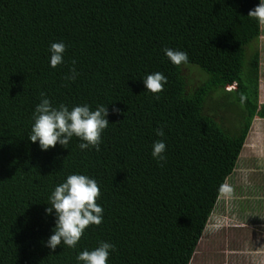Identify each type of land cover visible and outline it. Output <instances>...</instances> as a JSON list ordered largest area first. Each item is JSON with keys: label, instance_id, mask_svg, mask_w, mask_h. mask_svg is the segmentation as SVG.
Segmentation results:
<instances>
[{"label": "trees", "instance_id": "1", "mask_svg": "<svg viewBox=\"0 0 264 264\" xmlns=\"http://www.w3.org/2000/svg\"><path fill=\"white\" fill-rule=\"evenodd\" d=\"M259 2L0 0V264H83L77 255L101 242L115 245L107 264H190L253 119H264L261 21L248 15ZM53 42L66 45L55 68ZM165 48L188 63L174 65ZM190 65L207 74L194 88ZM154 72L167 77L156 94L143 82ZM41 92L53 107L105 105L100 150H81L75 136L67 148L31 142ZM225 104L237 114L231 128ZM157 140L163 161L151 155ZM70 174L96 180L103 220L75 248L52 250L55 210H44Z\"/></svg>", "mask_w": 264, "mask_h": 264}, {"label": "clouds", "instance_id": "2", "mask_svg": "<svg viewBox=\"0 0 264 264\" xmlns=\"http://www.w3.org/2000/svg\"><path fill=\"white\" fill-rule=\"evenodd\" d=\"M248 15L264 21V0ZM66 45L62 42H53L50 45V66L55 68L63 62V54ZM165 55L176 66L188 63V54L185 51L171 48L164 49ZM75 63V61H73ZM70 75L64 77L65 80H75L78 73L72 68ZM146 90L156 94L164 89L167 77L161 72H154L146 75L143 79ZM41 102L36 105L33 112L34 123L28 139L35 143L38 141L42 150L55 147L57 144L67 148L73 136L79 138L81 150L90 146L97 151L100 150L101 134L108 127L109 121L106 119L108 109L105 105H99L95 110L85 104L73 106L71 110L60 104L53 107L49 99L41 92ZM159 98L158 96L156 97ZM244 97H241L243 103ZM119 111V109H113ZM157 136H164L163 127L155 130ZM166 145L163 140H157L153 144L151 155L159 161L165 160L163 155ZM100 197V188L95 179L83 174H70L65 182L60 183L49 197V207L45 208L46 214H51L55 210V227L50 235L46 246L52 250L61 243L69 248H75L81 239L84 231L90 225H99L103 220V208L97 204ZM109 250H115V245L108 242H101L93 250L81 251L76 259L83 264H107Z\"/></svg>", "mask_w": 264, "mask_h": 264}, {"label": "rangeland", "instance_id": "3", "mask_svg": "<svg viewBox=\"0 0 264 264\" xmlns=\"http://www.w3.org/2000/svg\"><path fill=\"white\" fill-rule=\"evenodd\" d=\"M262 24L263 32L259 43H257V50L260 52L258 100L260 105L264 103V21ZM190 66L192 67L183 68V76L188 85L194 88L207 79V74L197 66ZM213 97L215 98L214 101L217 102L218 94L214 93ZM230 106L232 105L225 104L224 107H227L228 110L220 113V117L223 118V126L226 128H231L234 123L238 122L237 114L231 110ZM263 216L264 119L255 117L237 166L225 182L216 208L209 219L190 264H237L238 260L233 256H236L241 248H246V245L243 244L244 241H240L238 238L248 235L263 236L264 223L255 220V217L261 218ZM248 249L247 247L244 251H248Z\"/></svg>", "mask_w": 264, "mask_h": 264}, {"label": "crops", "instance_id": "4", "mask_svg": "<svg viewBox=\"0 0 264 264\" xmlns=\"http://www.w3.org/2000/svg\"><path fill=\"white\" fill-rule=\"evenodd\" d=\"M262 23L263 21H261V25H260V30H261L260 36L262 35V32H263ZM260 36H259V39H260ZM259 39L257 43H259ZM259 56H260V52H259ZM259 80H260V65H259ZM259 89H260V86H259ZM255 220H260L259 221L260 223H264V216L261 218L255 217ZM245 223H248V222H245ZM260 223H257V224L259 225ZM238 239H240V241H244L243 244L246 245V248L248 247L249 249L248 251H244L246 248H241L239 253H237L236 256H233V258H236L238 260L237 264H264V235L263 236L248 235V236H243L242 238H238Z\"/></svg>", "mask_w": 264, "mask_h": 264}]
</instances>
